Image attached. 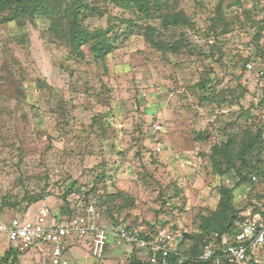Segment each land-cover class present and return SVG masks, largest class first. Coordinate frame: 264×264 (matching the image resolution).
Returning a JSON list of instances; mask_svg holds the SVG:
<instances>
[{"label": "rangeland", "instance_id": "374dc122", "mask_svg": "<svg viewBox=\"0 0 264 264\" xmlns=\"http://www.w3.org/2000/svg\"><path fill=\"white\" fill-rule=\"evenodd\" d=\"M95 4L102 14L88 16L87 28L113 26V47L103 60L90 44L83 59L72 55L48 33L49 16L0 21V216L35 218L42 199L28 206L24 197L39 194L58 212L73 182L82 195L93 186L120 191L126 219L166 222L177 235L200 232L220 185L232 188L239 214L263 210L264 177L254 172L250 182L237 184L233 172L214 174L208 155L226 133L263 127L250 113L254 93L245 63L264 71V0H167L149 16L105 0ZM176 11L190 24L164 27L163 14ZM122 15L133 23L127 36ZM183 37L190 48L170 51ZM202 79L209 91L222 92L224 106L204 99L208 91L196 85ZM81 199L71 205L81 207ZM66 244L63 264L146 262L144 250L117 240L101 258L85 240ZM8 248L0 237V258ZM41 257L30 248L17 264Z\"/></svg>", "mask_w": 264, "mask_h": 264}, {"label": "trees", "instance_id": "16d2710c", "mask_svg": "<svg viewBox=\"0 0 264 264\" xmlns=\"http://www.w3.org/2000/svg\"><path fill=\"white\" fill-rule=\"evenodd\" d=\"M113 3L115 7H120L124 12L134 11L143 16H149L150 10L160 9V6L166 5L167 0H105ZM102 14L101 9L95 4V0H0V21L6 22L15 20L21 24V20L33 21L40 16L50 17V26L48 33L54 38L63 40L68 47L70 53L80 59L84 58L83 46L90 44L89 51L93 53L94 57L98 59H105L106 55L112 50V32L113 26L107 28L89 29L85 24L88 16ZM118 22L127 29L122 31L125 36L131 34L129 31L133 28L132 19L125 16H118ZM161 24L164 27L190 24V20L183 15L181 11L163 14ZM146 37L150 38L152 35V28L145 27ZM26 40L24 36H20ZM258 39V38H256ZM28 41V40H27ZM190 43L183 37L178 41L170 44L169 50L173 53H180L190 48ZM191 52V51H189ZM264 76L261 80V97L260 106L264 108ZM196 85L208 91L204 99L210 102H217L218 106H224L226 99L222 97L221 91H215L213 88L209 91L207 80H199ZM250 85V84H249ZM252 93L254 89L250 85ZM220 95V97H219ZM258 122H261L263 127L254 129L251 125L243 127L241 130L226 133V138L218 143H214L209 151V161L211 169L214 174L224 176L233 172L237 177V184L239 182H250V175L256 172L264 177V168L258 171L259 164L262 163L261 157L264 156V120L256 116ZM231 124V122H230ZM203 138H207L205 135ZM254 158V160H253ZM72 185L64 192L62 200L63 205L59 207V213L71 214L75 211L76 204L74 199L82 197L84 204L92 201L99 213V224L109 225L125 223L128 227H134L144 232L145 230L155 231L160 226H165L166 222L145 223L140 224L125 218L122 210L124 204L117 203V198H121L122 193L116 192H99L95 186L85 191L82 195L81 191ZM218 201L216 207L207 215H203L200 219L198 233L180 232L177 235V228L171 226L172 243L177 249V255L169 254L165 257H158V261L154 264H207L201 259L199 255L202 251V245L205 237L217 232L219 239L222 236L228 238V242H232L239 224L243 220L244 214L264 215V209L258 210L256 208L246 213L239 214L233 204L232 188L220 185L218 188ZM73 196V197H71ZM44 195H26L25 200L27 205L43 199ZM129 202L126 204L128 205ZM100 211V212H99ZM168 229V227H166ZM169 230V229H168ZM175 234V235H174ZM108 245L105 247V251ZM68 247L65 249V251ZM137 250V249H136ZM104 251V252H105ZM24 252H20L9 245V248L4 252L0 258V264H17L18 258ZM130 264H149L140 262L139 260H132ZM226 264V263H225Z\"/></svg>", "mask_w": 264, "mask_h": 264}, {"label": "built area", "instance_id": "2783aa9c", "mask_svg": "<svg viewBox=\"0 0 264 264\" xmlns=\"http://www.w3.org/2000/svg\"><path fill=\"white\" fill-rule=\"evenodd\" d=\"M245 71L254 89L250 113L264 120V108L259 104L264 71L251 60L245 63ZM154 127L157 130L160 126L156 124ZM98 219L99 213L92 201L81 207L76 206L71 214H62L51 211L42 199L33 219H23L17 215L8 218L0 216V237L20 252L36 249L42 256L37 264H60L61 256L67 248V239L72 237L79 241L85 240L90 254L97 258L104 255L106 245L112 240L144 250L145 263L149 264L156 263L158 257L177 255L171 233L164 226L155 231L142 232L125 223L102 225ZM219 238L217 232L205 237L199 259L207 264H264V215L244 214L232 242H228L226 236Z\"/></svg>", "mask_w": 264, "mask_h": 264}, {"label": "crops", "instance_id": "0c3cea01", "mask_svg": "<svg viewBox=\"0 0 264 264\" xmlns=\"http://www.w3.org/2000/svg\"><path fill=\"white\" fill-rule=\"evenodd\" d=\"M121 243H123V244H127V243H124V242H121ZM127 245H129V244H127ZM130 247H132L131 245H129ZM133 248V247H132ZM135 249V248H134ZM136 251H139L140 252V250H136ZM142 252V251H141ZM65 254V251L63 252V254H62V256H61V261H60V264H63V261H64V259H65V256H63ZM67 264H68V262H67ZM83 264V263H82Z\"/></svg>", "mask_w": 264, "mask_h": 264}]
</instances>
